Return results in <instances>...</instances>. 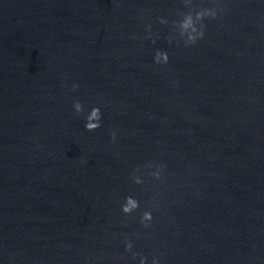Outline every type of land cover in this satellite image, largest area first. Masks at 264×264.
Here are the masks:
<instances>
[{
  "label": "water",
  "instance_id": "95a60500",
  "mask_svg": "<svg viewBox=\"0 0 264 264\" xmlns=\"http://www.w3.org/2000/svg\"><path fill=\"white\" fill-rule=\"evenodd\" d=\"M142 256L264 264V0H0V264Z\"/></svg>",
  "mask_w": 264,
  "mask_h": 264
},
{
  "label": "clouds",
  "instance_id": "9594fccd",
  "mask_svg": "<svg viewBox=\"0 0 264 264\" xmlns=\"http://www.w3.org/2000/svg\"><path fill=\"white\" fill-rule=\"evenodd\" d=\"M215 16H216V11L214 9H203L196 13L197 20H203L205 17L215 18ZM191 21L192 18L190 16L185 17V19L181 22L180 27L185 31H187L189 28H191ZM160 23L163 24L165 23V21L161 19ZM192 32L195 33V35L189 33L187 39L191 44H194L196 40L202 36V32L197 31L195 28H192ZM185 46H188V44H186ZM168 59L169 57L166 52L162 53L157 51L153 56V62L156 64H167ZM75 88L76 85H73V89ZM73 109L76 113H80L82 111V107L79 101L74 102ZM101 120H102L101 109L99 107H92L90 112L84 117V129L89 132L95 131L101 126ZM159 175H160L159 171L153 174V176L157 178L159 177ZM135 182L137 184L141 183L139 179H137ZM137 208H138L137 200H135L132 197H125V200L121 205V211L124 214H129L134 210H136ZM151 219H152V215L150 212L147 211L144 212L143 215L141 216V222L144 223L145 226H147V222H150ZM131 247L132 245L130 243L126 244V248L130 249ZM139 264H145V258L143 256L140 257ZM152 264H157V261L154 259L152 261Z\"/></svg>",
  "mask_w": 264,
  "mask_h": 264
}]
</instances>
